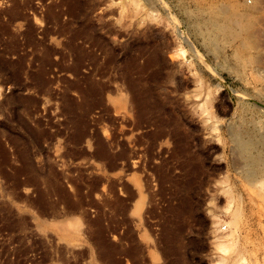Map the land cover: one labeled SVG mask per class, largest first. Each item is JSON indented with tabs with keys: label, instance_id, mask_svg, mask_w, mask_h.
I'll return each mask as SVG.
<instances>
[{
	"label": "rangeland",
	"instance_id": "374dc122",
	"mask_svg": "<svg viewBox=\"0 0 264 264\" xmlns=\"http://www.w3.org/2000/svg\"><path fill=\"white\" fill-rule=\"evenodd\" d=\"M262 181L264 0H0V264H264Z\"/></svg>",
	"mask_w": 264,
	"mask_h": 264
},
{
	"label": "bare ground",
	"instance_id": "6f19581e",
	"mask_svg": "<svg viewBox=\"0 0 264 264\" xmlns=\"http://www.w3.org/2000/svg\"><path fill=\"white\" fill-rule=\"evenodd\" d=\"M260 186H261L262 189H264V181L261 182ZM232 216H233V217H232ZM238 217H239V215H238L237 213H234L233 215L231 214V218H232V219H230L231 221L228 222V223H229L228 226H230L231 229L234 228V227H236V225L238 224V221H239V220L237 221V219H239ZM217 223H218V222H217ZM233 230H234V229H233ZM233 230H232V231H233ZM230 231H231V230H230ZM230 233H231V232H230ZM231 235H233V234L231 233V234H228V235L225 236V237L220 238V240H221L220 243H221V246H222L223 248H225L226 245L229 243V239H230Z\"/></svg>",
	"mask_w": 264,
	"mask_h": 264
}]
</instances>
